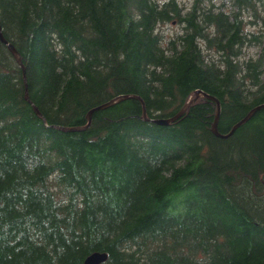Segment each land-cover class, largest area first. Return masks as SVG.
<instances>
[{
    "label": "trees",
    "instance_id": "obj_1",
    "mask_svg": "<svg viewBox=\"0 0 264 264\" xmlns=\"http://www.w3.org/2000/svg\"><path fill=\"white\" fill-rule=\"evenodd\" d=\"M0 31V264H264V106L152 121L264 105V0H0Z\"/></svg>",
    "mask_w": 264,
    "mask_h": 264
},
{
    "label": "water",
    "instance_id": "obj_2",
    "mask_svg": "<svg viewBox=\"0 0 264 264\" xmlns=\"http://www.w3.org/2000/svg\"><path fill=\"white\" fill-rule=\"evenodd\" d=\"M0 40L5 43L9 49V51L12 53V55L14 56V58L16 59V61L18 62V64L20 65L21 69H22V72L23 74L25 73V69L22 65V62H21V59L19 58L18 54H17V51L16 49L14 48V46L8 42L4 36L2 35L1 31H0ZM24 81H25V76H24ZM26 88V86H25ZM194 97L190 98L186 103L185 105L182 107V109L180 111H178L173 117H169V118H166V119H153L152 121L158 123V124H162V125H165V124H168L169 122L175 120L176 118H178L185 110L186 108L191 104L193 103L199 96H203L207 99H210L212 101H215L216 102V106H217V109H216V114H215V119H214V122L212 124V132L218 136V137H228L230 136L234 130L241 124L243 123L244 121L248 120L250 118V116L260 107L264 106V105H259L255 108H253L250 113H248L243 119H241L240 121H238L236 124L233 125V127L231 128V130L227 133V134H221L219 133L218 131V128H217V124H218V117H219V111H220V106H219V102L217 99H215L214 97L210 96V95H207L206 93H203L201 92V90H196L194 92ZM129 96L128 95H124V96H120V97H115L113 99H111L110 101L102 104V105H99L93 109H91L88 114H87V123L86 125L84 126H80V127H63V126H57L58 129L60 130H63V131H80V130H83L85 128L88 127V125L90 124L91 122V115H92V112L95 111V110H98L100 108H103V107H107L109 105H112L113 103H115L117 100H121V99H125V98H128ZM25 99L31 103L30 99L28 98V95H27V90H25ZM33 107V110L38 113V110H37V107L32 105ZM143 115L144 117L145 116V112H143ZM107 258V254L105 252H98V251H95V252H92L90 253L85 259H84V263L83 264H102Z\"/></svg>",
    "mask_w": 264,
    "mask_h": 264
},
{
    "label": "rangeland",
    "instance_id": "obj_3",
    "mask_svg": "<svg viewBox=\"0 0 264 264\" xmlns=\"http://www.w3.org/2000/svg\"><path fill=\"white\" fill-rule=\"evenodd\" d=\"M159 1H164V0H159ZM192 0H178V2L181 5H184L185 8L189 7L191 4ZM223 0H213L214 3L218 4L221 3ZM225 1V0H224ZM181 28L180 24H176V23H166V24H161L159 26V30L162 31V33L164 34V36L166 38L173 36L175 33L179 32ZM252 28V27H251ZM256 49L254 48H250V53H255Z\"/></svg>",
    "mask_w": 264,
    "mask_h": 264
}]
</instances>
